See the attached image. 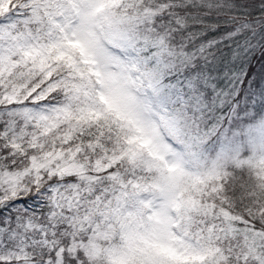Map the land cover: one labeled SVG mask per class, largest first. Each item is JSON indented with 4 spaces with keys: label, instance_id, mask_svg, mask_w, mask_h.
Wrapping results in <instances>:
<instances>
[{
    "label": "snow or ice",
    "instance_id": "1",
    "mask_svg": "<svg viewBox=\"0 0 264 264\" xmlns=\"http://www.w3.org/2000/svg\"><path fill=\"white\" fill-rule=\"evenodd\" d=\"M257 3L243 5L250 17L264 13ZM168 7L0 0V264H167L160 247L212 248L206 264H264V197L245 204L236 187L245 168L264 175V102L247 120L225 119L252 106L255 67L242 86L240 65L204 47L200 33L229 30L213 19L223 0H179L165 18ZM259 23L264 41V15ZM122 24L131 27L116 33ZM113 55L167 118L156 149L177 172L184 162L206 171L182 179L125 144L119 121L87 119L102 111L88 68L106 74ZM256 76L264 97V64Z\"/></svg>",
    "mask_w": 264,
    "mask_h": 264
},
{
    "label": "rangeland",
    "instance_id": "2",
    "mask_svg": "<svg viewBox=\"0 0 264 264\" xmlns=\"http://www.w3.org/2000/svg\"><path fill=\"white\" fill-rule=\"evenodd\" d=\"M122 31L126 30L121 25L116 27V33ZM100 41L102 44L109 42L105 40L103 33L100 36ZM111 43H116L115 39H112ZM71 47L73 49H78L79 46L78 44H72ZM82 55L83 53L81 52V56ZM58 58L62 59L63 56ZM111 63L113 67L107 70L106 74L100 72L93 73L92 69L88 68L91 73V80L95 81V85H99V87L96 88L95 97L97 104L102 106V111L96 110L95 115L89 111L86 114L88 120L104 119L106 123H111L112 120L110 118L113 116L116 121H119L120 124L124 126V129L121 131L123 132L121 136L126 137L127 140L134 143L137 148L147 149L150 155L161 161H165L168 172L177 173L182 179L184 178L183 176L188 177L189 175H185L188 169L186 167L188 165L187 162H184L177 172V161L173 160L171 156L165 158L155 147L156 137L160 134L162 128L166 129L167 127V118L161 111H158L154 107L150 100L151 93L150 90L147 89V85L142 84L135 76V73L128 70L127 66L114 55ZM84 64L87 65L88 61L85 60ZM253 116H255L254 112L248 110V112L245 113L244 119L247 120L249 117ZM261 121L262 118L257 117L256 122L260 123ZM248 127L249 125H244L245 129ZM252 134L258 139L260 137L259 129L253 128ZM162 142L163 141H161V143ZM133 154L135 155L136 153ZM190 163L192 162H189V164ZM194 172L195 171L189 173ZM243 174H246L244 179L249 181L248 186L251 184L258 192L264 189V175H261L258 170L245 168ZM252 193L257 194V192ZM158 254L167 264H174L173 261L179 264L195 261L193 264H199L207 257L209 252L204 250L195 255H185L183 253L177 254V252L170 247H160L158 249Z\"/></svg>",
    "mask_w": 264,
    "mask_h": 264
},
{
    "label": "trees",
    "instance_id": "3",
    "mask_svg": "<svg viewBox=\"0 0 264 264\" xmlns=\"http://www.w3.org/2000/svg\"><path fill=\"white\" fill-rule=\"evenodd\" d=\"M179 0H146V3L150 4L154 8H159L162 4H167L169 7L165 10H162V14L165 18L171 16L175 17L177 12L180 11L176 7ZM247 2V0H223V10L214 13L213 19L222 18L221 27H229L227 32H221L219 28H215V31L219 32V35L204 37L202 33H200L201 39L205 41L204 47L207 48L209 44L215 45L220 48L226 54H229L230 57L240 65V68L237 72V75L240 77L241 85L243 86V80L249 70V68L255 67V72L252 73L250 77L247 78V87L255 93L253 95L251 103V107H249L250 111L255 112V106L261 102H264V97L259 94V89L253 87V82L257 79L256 73L261 70V64H264V41L261 40L260 37L254 38V33H256L260 27V19L264 13L257 12L255 17H250L248 15L249 12H252L253 9L243 7V5ZM264 5L257 3V8H262ZM160 16L158 15L157 20L159 21ZM125 30L131 27L130 24H122L121 25ZM212 27H215L214 25ZM64 58V57H63ZM62 58V59H63ZM68 61L72 60V57H67ZM259 61V62H258ZM88 74L91 75L90 70H88ZM92 80L90 77L89 83L91 84ZM95 89V84L92 85ZM97 104L95 99L94 101ZM248 116V115H247ZM246 116V117H247ZM245 113H240L238 116L233 112L231 117H225V119L229 120V124L226 126H230L232 119L245 120ZM88 119V118H87ZM112 120L111 123H116V119L112 116L110 118ZM91 120V119H89ZM118 127L121 131L124 129V126L119 123ZM123 133V132H121ZM121 139L125 144L134 145L136 149V153L146 154L145 158H151L152 161L159 163L161 160L153 157L149 154L147 149L137 148L136 145L132 142H129L126 137L121 136ZM203 163V161H200ZM186 167L188 168L185 172V175H189V172H204L205 168L200 167L197 168L195 164L187 162ZM183 175V174H182ZM246 176V174H243ZM186 178L187 176H183ZM248 180L243 179L236 185L240 191L238 192L237 199H242L245 204L250 203L251 197H256L260 199L264 197V189L259 192L254 189V186L249 184ZM252 190V191H251ZM252 192H257L252 193ZM255 201H253L254 203ZM206 251L209 252L207 257L199 264H206V262L210 261L212 257L215 255V251L212 248H206ZM195 261L180 263V264H193ZM174 264H179L178 262H174Z\"/></svg>",
    "mask_w": 264,
    "mask_h": 264
}]
</instances>
